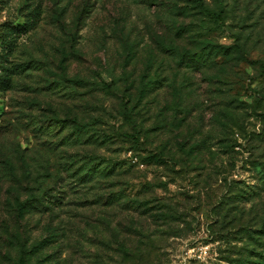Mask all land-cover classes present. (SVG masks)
I'll use <instances>...</instances> for the list:
<instances>
[{
    "label": "rangeland",
    "instance_id": "rangeland-1",
    "mask_svg": "<svg viewBox=\"0 0 264 264\" xmlns=\"http://www.w3.org/2000/svg\"><path fill=\"white\" fill-rule=\"evenodd\" d=\"M198 1L0 0V264L262 259L264 0Z\"/></svg>",
    "mask_w": 264,
    "mask_h": 264
},
{
    "label": "trees",
    "instance_id": "trees-1",
    "mask_svg": "<svg viewBox=\"0 0 264 264\" xmlns=\"http://www.w3.org/2000/svg\"><path fill=\"white\" fill-rule=\"evenodd\" d=\"M197 8H199L200 9V11L201 12H203L206 16H213L214 15V13L211 11V10H209L206 6H205V4L203 3V1H201V0H199L198 1V7ZM31 22H34L35 23V21H33V19L32 20H30ZM28 25H29V23H28ZM28 25L27 26H24L23 27V29H25V28H27L28 27ZM33 25L34 24H31V26H30V28H32L33 27ZM20 30V28H16V29H14V31L15 32H17V31H19ZM205 53V52H204ZM204 55H206V57H205V61H204V66L209 62V58H210V56L212 55V49L211 50H209L207 53H205ZM191 55H187V54H184L183 56H181V58H182V61H187V65L189 64H194L195 66H198L199 65V67H200V65H202L200 62H201V59H197V63H195L194 62V60H196L195 58L196 57H190ZM48 203H51L49 200H48ZM52 205H54V204H52ZM27 208H31V209H36L37 211H39V212H44L46 209H50L51 207L50 206H45V204L44 203H40V202H33L31 199L30 200H27V201H25V202H23V203H21L20 205H19V209H27ZM258 255V254H257ZM262 257V259H260V261H258V262H249V263H253V264H264V256H261ZM251 258V257H250ZM247 260H242V258H240V260H236L235 261V263L234 264H236V263H238V264H245V262H246Z\"/></svg>",
    "mask_w": 264,
    "mask_h": 264
}]
</instances>
